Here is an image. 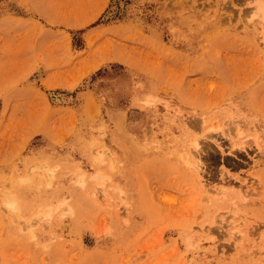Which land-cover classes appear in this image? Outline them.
I'll use <instances>...</instances> for the list:
<instances>
[{
  "label": "rangeland",
  "instance_id": "obj_1",
  "mask_svg": "<svg viewBox=\"0 0 264 264\" xmlns=\"http://www.w3.org/2000/svg\"><path fill=\"white\" fill-rule=\"evenodd\" d=\"M257 3L0 0V264H264Z\"/></svg>",
  "mask_w": 264,
  "mask_h": 264
},
{
  "label": "bare ground",
  "instance_id": "obj_2",
  "mask_svg": "<svg viewBox=\"0 0 264 264\" xmlns=\"http://www.w3.org/2000/svg\"><path fill=\"white\" fill-rule=\"evenodd\" d=\"M254 14H255L254 16H256L257 18L264 19V4L257 3L255 6ZM261 22H263V21H261ZM196 144H197V142L195 141L194 145H196ZM102 154H104L103 150H101L99 152L98 158H101V156H103ZM185 155L187 157V162L189 164H193V167L198 169L199 168V160H197L194 155L188 154L187 152H185ZM77 177H79V176H77ZM77 183H80V184L83 183L81 176H80V178L77 179Z\"/></svg>",
  "mask_w": 264,
  "mask_h": 264
}]
</instances>
